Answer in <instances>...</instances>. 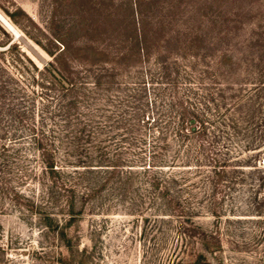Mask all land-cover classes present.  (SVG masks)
Returning <instances> with one entry per match:
<instances>
[{
  "label": "trees",
  "instance_id": "obj_1",
  "mask_svg": "<svg viewBox=\"0 0 264 264\" xmlns=\"http://www.w3.org/2000/svg\"><path fill=\"white\" fill-rule=\"evenodd\" d=\"M180 1H137L123 52L85 40L75 44L71 37L79 30L72 16L67 28L51 34L59 47L50 61L32 66L33 73L0 28V154L20 152L17 133L25 124L26 145L50 184L64 193L69 213L76 187H82L80 198L87 201L98 194L97 179L86 177L90 174L116 178L124 197L138 176L133 202L172 213L174 205L192 198L193 188H215L230 167H250L243 154L264 156V0H201L187 10ZM177 19L184 26H174ZM247 26L254 28L245 36ZM83 33L81 39L88 41L95 29ZM155 48H161L157 76L151 72L148 80L166 88L153 95V116H145V108L116 119L107 114V94L100 93L121 85L113 82L112 71L131 55L147 60ZM110 51L115 60L106 68L103 59ZM173 52L201 58L204 67L197 78L208 76L216 88H206L203 96L192 88L178 92V72L167 59Z\"/></svg>",
  "mask_w": 264,
  "mask_h": 264
},
{
  "label": "rangeland",
  "instance_id": "obj_2",
  "mask_svg": "<svg viewBox=\"0 0 264 264\" xmlns=\"http://www.w3.org/2000/svg\"><path fill=\"white\" fill-rule=\"evenodd\" d=\"M137 1L0 0V28L29 61L33 73L32 66L38 69L50 61L59 47L51 34L57 36L67 28L72 16L79 30L71 37L75 44L90 41L123 52L129 18H136ZM200 2L181 0L180 4L187 10ZM151 11L145 12L151 15ZM174 26H184L182 19ZM253 28L247 26L243 35H249ZM85 29H95L88 41L81 39ZM160 54L161 48H155L142 62L131 55L124 61L126 66L112 71L113 82L121 84L120 89L98 90L107 94L103 103L107 114L116 119L145 108V116H153V95L157 89L162 92L166 88L148 80ZM113 55L111 52L103 59L106 68L115 60ZM167 59L177 69L178 92L192 88L203 96L206 88H216L208 76L198 80L204 67L201 58L195 61L190 54L173 52ZM153 75L156 77V72ZM140 135L148 140L147 131ZM17 136L20 152L0 154V264H264L263 155L243 154L244 165L250 167H230L215 188L204 184L193 188L192 198L174 205L172 213L157 211L148 204L138 207L137 201L133 202L138 176L132 178L124 197L116 178L109 176L106 181L104 174H90L86 177L97 179L98 194L87 201L80 198L82 187H76L75 207L69 213L64 193L50 184L52 179L43 174L39 158L26 145L25 124ZM217 144L218 148L221 143ZM61 152L58 149V162L63 160Z\"/></svg>",
  "mask_w": 264,
  "mask_h": 264
},
{
  "label": "water",
  "instance_id": "obj_3",
  "mask_svg": "<svg viewBox=\"0 0 264 264\" xmlns=\"http://www.w3.org/2000/svg\"><path fill=\"white\" fill-rule=\"evenodd\" d=\"M5 25L7 26V28H9L10 29V27L5 23ZM10 31H12V33H13V36L15 37V38H18L19 36H18V34L17 33H15L13 30H11L10 29Z\"/></svg>",
  "mask_w": 264,
  "mask_h": 264
},
{
  "label": "bare ground",
  "instance_id": "obj_4",
  "mask_svg": "<svg viewBox=\"0 0 264 264\" xmlns=\"http://www.w3.org/2000/svg\"><path fill=\"white\" fill-rule=\"evenodd\" d=\"M5 22V21H4ZM6 23V22H5ZM10 27V26H9Z\"/></svg>",
  "mask_w": 264,
  "mask_h": 264
}]
</instances>
